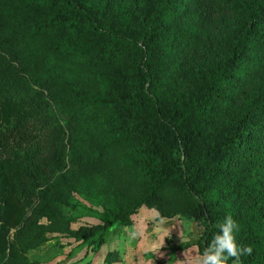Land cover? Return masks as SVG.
Returning <instances> with one entry per match:
<instances>
[{"label": "trees", "instance_id": "obj_1", "mask_svg": "<svg viewBox=\"0 0 264 264\" xmlns=\"http://www.w3.org/2000/svg\"><path fill=\"white\" fill-rule=\"evenodd\" d=\"M141 208L264 264V0H0V264Z\"/></svg>", "mask_w": 264, "mask_h": 264}, {"label": "rangeland", "instance_id": "obj_2", "mask_svg": "<svg viewBox=\"0 0 264 264\" xmlns=\"http://www.w3.org/2000/svg\"><path fill=\"white\" fill-rule=\"evenodd\" d=\"M82 222L95 223L96 220L82 217L72 227ZM198 237L199 229L192 219L178 216L158 218L154 211L141 208L132 216L131 225L111 226L105 243L85 259H91L92 264H105L104 254L116 250L120 258L112 264H206L205 256L197 248ZM76 245V241L57 235L30 250L28 256L41 264H64L81 255V251H77L66 257Z\"/></svg>", "mask_w": 264, "mask_h": 264}, {"label": "clouds", "instance_id": "obj_3", "mask_svg": "<svg viewBox=\"0 0 264 264\" xmlns=\"http://www.w3.org/2000/svg\"><path fill=\"white\" fill-rule=\"evenodd\" d=\"M219 247L217 249V253L215 255L209 256L207 261H210L211 264H225V260L227 257L224 256L223 260L221 259V253L227 252L229 256H238V249L236 244L234 243V238L230 234V228L225 226L224 234L222 236H218L217 238ZM246 251L250 252L251 249H246ZM207 264V262H206Z\"/></svg>", "mask_w": 264, "mask_h": 264}]
</instances>
